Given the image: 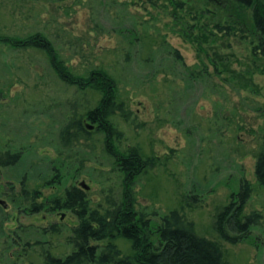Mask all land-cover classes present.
I'll list each match as a JSON object with an SVG mask.
<instances>
[{
  "label": "rangeland",
  "instance_id": "1",
  "mask_svg": "<svg viewBox=\"0 0 264 264\" xmlns=\"http://www.w3.org/2000/svg\"><path fill=\"white\" fill-rule=\"evenodd\" d=\"M155 2L0 0L1 151L27 154L28 182L40 188L43 198L76 185L97 207L121 196V178L108 152L138 149L147 164L133 178L136 210L180 209L198 235L219 244L226 264H264V191L254 172L257 153L264 148L260 41L238 25L233 29L238 22L217 0ZM245 24L241 30H249ZM36 35L51 42L73 73L84 76L98 69L115 76V100L124 110L111 117L116 134L108 142L85 121L92 131L88 139L65 147L59 141L68 118L95 107L102 92L87 83L62 81L44 49L6 41ZM175 50L181 61L173 58ZM203 62L209 76L187 85L183 65L193 68ZM57 158L65 175L61 185L42 186ZM25 173L21 166L0 167V205L6 214L0 241L5 234L13 239V230L21 225L34 231L55 224L59 232L34 236L44 240L40 244L25 247L20 242L14 249L26 251L24 261L16 257L18 264H45V250L54 256L72 250L69 236L77 218L68 210L31 211L32 202L21 195ZM242 174L253 185L245 211H257L261 219L252 238L233 244L218 236L214 217L230 201ZM113 241L123 254H132L129 240Z\"/></svg>",
  "mask_w": 264,
  "mask_h": 264
},
{
  "label": "trees",
  "instance_id": "2",
  "mask_svg": "<svg viewBox=\"0 0 264 264\" xmlns=\"http://www.w3.org/2000/svg\"><path fill=\"white\" fill-rule=\"evenodd\" d=\"M155 1L147 0L151 4L156 3ZM217 1L223 6L226 5L227 10L232 14L233 21L238 22L237 24L232 21V28L235 29V26L238 25L236 27L240 28V31L254 33L260 41L256 48L264 53V0ZM175 4L179 8L184 6V2H175ZM243 21L246 22L245 25L249 27V30L247 28L241 30L239 25H243ZM186 28L183 29V32L185 35H189L190 32ZM217 28L222 31L223 27L219 25ZM6 41L11 45H29L44 49L50 57L56 75L62 81L79 86L87 83L102 92V97L95 107H86L82 116L73 113V116L68 118L67 124L61 128L58 137L64 147L70 146L74 141L82 138L88 139L87 134L92 131L85 128L84 121L94 122L92 124L94 129L99 128L105 134L106 142L115 136L116 129L112 124L111 117L124 110L123 103L115 100L114 87L117 84L115 76L98 69H90L84 76L73 73L59 59L51 42L47 38H42L41 35L25 40L32 44H26L21 39ZM172 52L173 58L181 61L178 50ZM183 68L187 85L199 83L209 76L204 62L201 65L193 66V68L184 64ZM198 68H201L202 71L197 72ZM80 77L84 80L79 81ZM108 156L112 158L113 166L118 177L121 178V196L118 199L108 198L107 206L93 207L85 190L76 185L64 188L61 194L43 198L40 188L31 187L28 182L29 170L24 166L28 160L27 154L21 150L14 152L10 148L3 152L0 148V167L21 166L26 170L27 174L25 173L22 179L21 195L25 200L32 202L31 211L68 210L77 218V223L71 228L69 236L72 250L62 256H54L49 249L45 250L43 254L45 264H226L219 244L198 235L194 231L192 222L180 209L174 208L159 213L156 211L145 212L134 208L133 178L139 175L147 164V160H144L138 149L131 148L129 152L120 154L115 152L112 155L108 152ZM57 161L58 158L53 160L54 164L50 168L52 174L47 177L42 186L61 185L65 175L63 169L56 164ZM254 170L257 185L264 191V148L257 153ZM11 189L14 190V187L11 186ZM252 193V183L243 174L240 175L237 190L230 193V201L214 217V229L222 240L235 244L252 238V229L260 224L261 219V214L257 211L251 213L245 211ZM192 198L195 201L199 200L197 195ZM0 204L3 202L1 201ZM5 216L0 205V231L3 233ZM13 232V239L5 234V239L0 241V245L3 246L2 251L0 250V264H18L19 261H24L26 251L22 250L21 253V251L14 250L20 242L25 247L33 244L31 242L40 244L44 240L34 239L35 235L38 234L43 239L48 234L59 232V230L55 224H52L50 228H38L34 231L21 225ZM117 237H123L130 241L132 254H123L113 241ZM16 257L23 258V260L17 262Z\"/></svg>",
  "mask_w": 264,
  "mask_h": 264
},
{
  "label": "water",
  "instance_id": "3",
  "mask_svg": "<svg viewBox=\"0 0 264 264\" xmlns=\"http://www.w3.org/2000/svg\"><path fill=\"white\" fill-rule=\"evenodd\" d=\"M86 125H87L90 129H93V128H94V125L90 124L89 122H86Z\"/></svg>",
  "mask_w": 264,
  "mask_h": 264
}]
</instances>
